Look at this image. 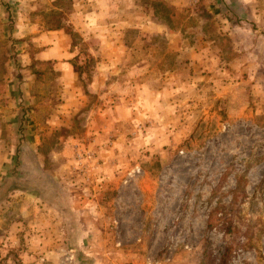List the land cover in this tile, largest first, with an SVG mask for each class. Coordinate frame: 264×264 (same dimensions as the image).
I'll return each mask as SVG.
<instances>
[{"label":"rangeland","instance_id":"1","mask_svg":"<svg viewBox=\"0 0 264 264\" xmlns=\"http://www.w3.org/2000/svg\"><path fill=\"white\" fill-rule=\"evenodd\" d=\"M248 1L0 0V77L31 94L21 181L60 204L54 226L21 211L0 264H264V0ZM41 34L68 45L69 92L35 59Z\"/></svg>","mask_w":264,"mask_h":264},{"label":"crops","instance_id":"2","mask_svg":"<svg viewBox=\"0 0 264 264\" xmlns=\"http://www.w3.org/2000/svg\"><path fill=\"white\" fill-rule=\"evenodd\" d=\"M219 0H216V2ZM226 3H241V2H249L248 0H224ZM253 1V0H252ZM258 2V0H254ZM259 10V9H257ZM250 11L251 17L261 19L263 23V17H264V12L260 10L259 11ZM243 13H239L241 16L240 18L243 20L244 18H249V16ZM217 15V14H216ZM219 15V14H218ZM247 15V16H243ZM95 16L97 18H100V12L99 14L95 15V10L92 12V18H93V24H96ZM224 17L222 19V22L229 23V21H232L231 18H227L225 15H222ZM240 22H243V21ZM99 23V21H98ZM264 25V24H263ZM36 27V26H35ZM165 28V25L160 26V30H163ZM264 30V26L262 27ZM59 32V30L56 31H48V33H56ZM258 32L263 33L262 37H255L257 38L256 41H254L255 44H258L260 42L262 45H264V31L258 30ZM42 36L40 37V40H42V46L38 52L35 54V59L36 60H41V61H50L54 63V66L58 69L63 71L61 79L64 81V90H72L71 87V81L74 79L75 75L73 72V62L70 61V58H68V54L70 53L68 48V45H61V38H59L58 35H46V34H41ZM233 42V43H232ZM232 45H240L239 40L233 39ZM252 43V44H254ZM212 44V43H211ZM241 46V45H240ZM208 48H211V45ZM195 52L198 51V47L195 46L194 48H191ZM1 62V61H0ZM244 67L243 69H245ZM95 79V78H94ZM97 79V78H96ZM94 80L90 84L92 88H97L96 83L97 80ZM0 189L1 187L8 182L11 184V180H16L18 179L21 181V175L18 169V164L16 162V159L18 158L19 154V147L21 146L22 143V135L20 134V124H19V116L21 113V100L22 99H27L31 100V94L24 91L22 88L27 86V83H21L16 82L15 80L11 79L13 81V85L8 89H5L4 85V76L2 75L0 77ZM17 84L18 86L15 87L14 85ZM65 86H68L65 88ZM18 88V91L16 92L15 89ZM21 90V91H20ZM22 92L24 94H22ZM69 92V91H68ZM21 93V95H20ZM100 93V91H99ZM68 98L70 97V94L67 95ZM35 96H32V98ZM40 142H38L39 144ZM51 176L53 175L50 173ZM54 176V175H53ZM55 177V176H54ZM64 177V175H63ZM56 178V177H55ZM62 178V177H61ZM36 185H26V188L21 189L17 188L15 190H12L8 192V195L0 200V260L6 255V250L5 247L10 245L11 242L15 243V235H17L18 230L22 228V222L21 218L22 216H26L25 213H21V211H27L28 209H33L36 211L37 209H42L45 210L48 217L44 218L47 220V225L46 226H54L57 224V221L59 220V215L56 213V210L54 208V204L57 206L60 205L59 203L57 204L54 201L53 196H50V202H47V204H43L40 197L44 196L43 193L45 192V195L48 194L49 191H47V187L44 190L43 188H39L40 190L37 189ZM60 190L62 191L63 188L59 187ZM57 190V189H56ZM58 193V191H55L54 194ZM45 197V196H44ZM53 198V201H52ZM48 198L45 197V200ZM60 210V209H59ZM34 212V211H33ZM55 212V215H54ZM39 213V212H38ZM35 221L39 218H42L43 215H36ZM27 217H29L27 215ZM24 220V219H23ZM30 225V224H29ZM41 234H44L41 232Z\"/></svg>","mask_w":264,"mask_h":264},{"label":"trees","instance_id":"3","mask_svg":"<svg viewBox=\"0 0 264 264\" xmlns=\"http://www.w3.org/2000/svg\"><path fill=\"white\" fill-rule=\"evenodd\" d=\"M11 184H9L8 182H6L0 189V200L4 199L7 195L8 192L15 190L17 188H21L24 189L26 188V184L22 181H19L18 179L16 180H11L10 182ZM36 187L37 184H36Z\"/></svg>","mask_w":264,"mask_h":264}]
</instances>
